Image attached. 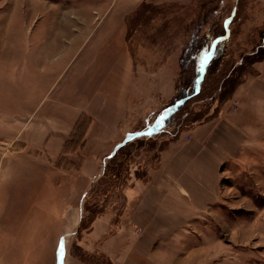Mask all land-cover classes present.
Segmentation results:
<instances>
[{"label": "rangeland", "instance_id": "1", "mask_svg": "<svg viewBox=\"0 0 264 264\" xmlns=\"http://www.w3.org/2000/svg\"><path fill=\"white\" fill-rule=\"evenodd\" d=\"M259 47L264 0H0V264H264V112L251 118L259 97L247 88L263 81L264 61L246 67L231 100L165 119L192 82L211 92ZM243 86L254 96L242 101ZM244 108L252 140L220 165L216 200L185 223L126 227L138 210L127 192L159 167L161 147L210 122L239 127ZM190 112L204 117L181 129ZM82 115L85 140L65 151ZM130 134L142 138L103 161ZM103 216L106 232L92 239Z\"/></svg>", "mask_w": 264, "mask_h": 264}, {"label": "crops", "instance_id": "2", "mask_svg": "<svg viewBox=\"0 0 264 264\" xmlns=\"http://www.w3.org/2000/svg\"><path fill=\"white\" fill-rule=\"evenodd\" d=\"M262 80L256 81L251 87H247L257 93L259 104L253 92L249 93L244 86L245 90L239 91V97L242 98V101L246 91L247 94L254 96L253 101L250 102H257L256 109L250 116L256 121L258 120L256 113L264 112V78ZM246 111L247 109L234 120H238L240 132L237 131L239 127L234 124L236 122L228 124L229 126L224 124V126L217 127H214L213 122H210L195 129L190 139L183 138L168 145L169 147L161 153L159 167L150 169L148 181H135L133 187L129 188L127 197L132 202L138 200V210L133 213L126 227L131 228L141 224L143 226L149 225L153 230L164 224L171 226L176 223H185L191 218L189 216H192L195 210L203 209L210 201L214 202L218 197L216 184L220 165L228 160L240 159L244 151V144L251 139V137L248 139L247 136L242 135V125H244L246 117L248 118ZM259 118L261 117L259 116ZM249 120L251 119L249 118ZM136 136V134H130L116 142L109 150L111 152L107 151L106 155L102 157L103 161L110 156V153L114 152L115 148L122 143L132 141ZM181 217L187 218L181 221L179 220ZM108 222L109 219L104 218V216L96 221L94 232L90 234L92 239L103 237L105 231L103 227ZM125 230L127 228L123 227L122 237H120L121 235L118 236L121 241L124 239L127 241L128 232L123 234ZM149 235H145V238L140 240L139 247L141 250L137 249L141 256L136 255V257L143 258L148 255L146 251L150 248L152 243L150 240L153 237L152 234ZM63 239L64 237H61L62 243L58 246L59 251L58 248L55 251L56 257L61 255L64 249ZM136 239L135 242H138V238ZM112 243L113 240L107 244L110 246ZM112 249H115V246L107 249L105 253L114 255ZM136 264L140 263L137 262Z\"/></svg>", "mask_w": 264, "mask_h": 264}, {"label": "trees", "instance_id": "3", "mask_svg": "<svg viewBox=\"0 0 264 264\" xmlns=\"http://www.w3.org/2000/svg\"><path fill=\"white\" fill-rule=\"evenodd\" d=\"M225 23L229 22V18L226 19L224 21ZM223 22V23H224ZM222 23V31L223 34L217 38H219L222 41H225L226 39H228V37L230 36V29H228V27L223 26ZM220 47L218 46H214L211 51H209L210 55L215 57L217 53L220 52ZM259 53L255 56V54H251L245 57H242V62L241 65H239L238 67L231 66L229 69H223L222 74H224L221 78V80H217L216 81V85L212 88L211 92L207 91L202 88V84H199L198 82H192L191 86H190V91L188 94H185L183 96H179L177 99H175L172 104H171V108L168 109V113L167 116L165 117L166 120H169L170 118H172L174 115H176L180 109L182 108V106H184L185 104L188 103H193V105L198 104V102L200 100H203L204 98H206V100H209V104L211 105L213 102L218 101L220 104H223L224 102H227L229 100H231V98L233 97L234 93L236 92L237 88L242 84L239 79L241 74L243 73V71L246 69V67L249 65V67L251 65H257L259 63H263L264 61V48L263 47H259L258 48ZM246 63V65H245ZM205 65V64H204ZM209 70V67H207L205 65V67L203 68V73L200 74V76L204 77V74H206ZM214 73V72H212ZM249 74H255L258 75L254 72H251ZM211 93V94H209ZM219 111V108H216L215 113H217ZM199 113V112H198ZM203 114H193L192 112H190L189 116L188 115H184L182 120L180 119V124H181V129H188L190 128V126L198 121H201L203 119ZM88 120H90V118H88L87 116H80V118L76 121L74 129L70 135L69 140L66 142L65 146H64V150L67 151L68 148H70L71 146H76L78 145L80 142L83 143V141L85 140V133L86 130L88 129ZM142 138L141 136H136L134 140H132V142H135L137 139ZM131 142V141H130ZM168 143H166L165 146L161 147L160 151L163 152L165 151L170 145L171 143L175 142V138H172V140H168ZM129 142L118 147V151L116 152L115 156L124 148H126L125 146H128ZM115 156L113 157V159H115ZM61 158V157H60ZM148 181V176L146 178V180H144L143 182H147Z\"/></svg>", "mask_w": 264, "mask_h": 264}]
</instances>
